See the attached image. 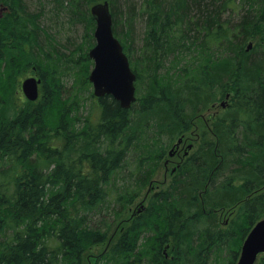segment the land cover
I'll list each match as a JSON object with an SVG mask.
<instances>
[{
    "label": "trees",
    "instance_id": "obj_1",
    "mask_svg": "<svg viewBox=\"0 0 264 264\" xmlns=\"http://www.w3.org/2000/svg\"><path fill=\"white\" fill-rule=\"evenodd\" d=\"M2 1L11 13L0 16V264H85L97 245L106 246L100 264H210L219 250L232 264L243 233L235 240L241 227L223 228L219 211L238 208L246 235L264 217V0H108L138 98L126 109L105 95L86 116L80 91L65 97L61 84L88 70L85 57L57 55L37 19L65 12L94 45L91 7L102 0H38L35 14L25 0ZM136 21L144 33L134 49ZM41 62L44 99L24 102L18 73ZM231 90L233 102L208 121L169 186L109 235L168 147ZM171 238L177 252L168 258Z\"/></svg>",
    "mask_w": 264,
    "mask_h": 264
},
{
    "label": "rangeland",
    "instance_id": "obj_2",
    "mask_svg": "<svg viewBox=\"0 0 264 264\" xmlns=\"http://www.w3.org/2000/svg\"><path fill=\"white\" fill-rule=\"evenodd\" d=\"M10 1V0H9ZM28 5V11L40 13L42 10V5L39 3L38 0H25ZM104 1V0H102ZM99 1V2H102ZM140 3V2H139ZM11 4H7L6 1H2L0 5V16H4V14H9L11 13L10 10ZM44 9V8H43ZM13 16V14L9 15V17ZM5 17V16H4ZM141 16H139V19ZM237 18V14L234 15V19ZM38 27H39V34L41 35V38L46 37L45 39L47 40L50 36L52 44H55V52H57V55H63V54H71L75 53L76 56L81 57L83 55L85 57V60L83 61L89 65L88 70L87 68H79L77 72L81 73L83 76H87L88 81L85 80V77H83L77 72L75 73H70L69 75H64L62 76V81L61 84L63 83V95L67 97L68 95V90L69 91H80L79 96L77 98V101L79 102V109L77 110L79 115L81 116H86L89 113H94L96 111V102L95 100L98 101L97 97L95 96L92 97V94L94 92V88L92 83L89 81V75L91 73V70L94 67V61L92 59L86 58V55L89 56V51L91 48L94 47L96 44V39L94 37V45L91 43L89 44L87 37L85 35L86 31H84V24L77 22L75 24L71 23L70 17L67 13H61L60 15H57L56 18H50L46 16H40L37 19ZM96 27V26H95ZM94 30V29H92ZM93 33L95 32L92 31ZM38 34V32H36ZM144 33V26L143 23L140 21H136V25L134 30L132 31V35L129 36L130 42H128L134 49L140 46L141 38ZM125 37V36H124ZM119 38V37H118ZM122 38V37H121ZM120 39V38H119ZM122 40H125L124 38ZM251 43L253 47L258 46V41L257 39L251 40L248 42V44ZM127 44V43H126ZM128 46V45H127ZM127 50L125 52L129 56L131 60V53L129 52V47H127ZM53 52V51H52ZM54 53V52H53ZM172 59V57H171ZM174 62V60H172ZM185 61H181L179 64V68H181L184 65ZM43 64V66L41 65ZM82 64V65H83ZM40 65V66H39ZM39 65L35 66H29L23 68L18 73V83H17V95H19L22 100L25 102H28V98L24 94L22 90V82L24 79L32 76H37L41 77V71L45 68V63L41 62ZM81 65V64H80ZM165 67L170 66V62L166 61L165 62ZM175 65V62H174ZM47 68L51 69L54 68L50 64H46ZM178 66V63L177 65ZM78 74V75H77ZM42 78V77H41ZM81 80V81H80ZM83 82V83H81ZM44 84L41 85V94L39 97V100L44 99ZM231 95L227 98V95L219 97L217 100V105L215 107H212V109L207 108L205 111L201 112L196 119L194 118V124L191 127L190 131L185 132V136H183V141L182 143L178 146L175 145L177 142V139L171 144L167 152L164 156V158L161 160V165L158 168L157 174L154 176L153 180L145 187L144 191L141 193V195L135 199L134 203L131 205L129 208L128 212L123 216V220H121L117 224H112L111 230L109 235L112 233L120 230L121 228V222L126 219V221H129L130 219L138 216L139 213L144 212L146 209L149 207V201L155 195L162 189H166L169 184L171 183V180L174 176V169L177 166V161L181 160L183 156L185 159L187 156H185L186 151H189L188 156L196 149L195 146L199 143L201 140V136H203V133L206 131V126L208 121L211 120V118L215 115V113H219V111H222L225 109L227 106L231 105L233 102V96H234V90L230 91ZM223 102L225 104H223ZM212 105H210L211 107ZM76 111V112H77ZM203 138V137H202ZM199 139V141H198ZM198 141V142H197ZM190 142H193V148L188 149V145ZM172 148V153L171 154L169 151H171ZM186 154V155H187ZM264 193V190H262ZM238 209V208H237ZM219 222L222 225L223 228H230L233 230V227L237 228L239 225L238 233H236L235 240L239 239V235L243 233L241 241L244 242L245 240V235H246V228L247 226L244 225V223H241L239 217V212L238 210L232 211V209H224L223 211H219ZM103 215H107V212H104ZM114 218L113 215H107L105 218L106 221H110ZM263 218V217H262ZM245 219H242V222H245ZM109 223V222H108ZM125 226V225H124ZM123 226V227H124ZM253 226V225H252ZM124 228H122L123 230ZM245 232V233H244ZM235 235V233H234ZM111 239V236L107 242V247H110L109 241ZM175 245L174 238H171L170 241L165 244L164 250L166 249L168 258L172 257L173 254H175V251L177 252L176 247H172ZM234 245V244H233ZM243 243L241 244L242 248ZM106 247V246H105ZM104 245L101 246H95L93 249H89L88 251V256H86V263L85 264H100V258L98 255L100 254L101 250L105 248ZM241 248L238 252V255L235 258V264H237L238 259L241 254ZM92 251V252H91ZM220 255L216 258H211L210 259V264H226L228 260L227 256L229 255L226 254V251H221L219 250ZM90 256V257H89ZM263 257V254L259 256V259L256 264H259L261 259ZM231 264V262H229ZM84 264V263H83Z\"/></svg>",
    "mask_w": 264,
    "mask_h": 264
},
{
    "label": "water",
    "instance_id": "obj_3",
    "mask_svg": "<svg viewBox=\"0 0 264 264\" xmlns=\"http://www.w3.org/2000/svg\"><path fill=\"white\" fill-rule=\"evenodd\" d=\"M91 13L96 20L94 36L96 44L89 51L94 67L89 75L97 97L112 95L121 106L129 108L136 100L137 74L132 69L129 56L123 44L115 35L114 19L108 0L92 5ZM37 77H28L22 83L27 98L35 101L39 98ZM181 140H179L180 142ZM264 253V218L260 219L245 238L238 264H256L259 255Z\"/></svg>",
    "mask_w": 264,
    "mask_h": 264
},
{
    "label": "bare ground",
    "instance_id": "obj_4",
    "mask_svg": "<svg viewBox=\"0 0 264 264\" xmlns=\"http://www.w3.org/2000/svg\"><path fill=\"white\" fill-rule=\"evenodd\" d=\"M254 49V47L252 46V44L251 43H249L247 46H246V48H245V53L247 54V53H250L252 50ZM260 57H262L263 55H259ZM92 71V70H91ZM138 79V78H137ZM229 95H231V93L230 92H228L227 93V98L229 97ZM112 96V95H111ZM113 97V96H112ZM114 99H115V97H113ZM137 94H136V100L135 101H133L132 102V104H131V106L129 107V108H131L132 107V105L137 101ZM29 100V99H28ZM117 100V99H116ZM30 101V100H29ZM120 103V102H119ZM223 104H225L224 102H223ZM121 105V104H120ZM217 105V103H214L211 107H210V109H212V107H215ZM228 107V106H227ZM124 108V107H123ZM129 108H126V109H129ZM220 112V111H219ZM216 114H218V113H215V115ZM214 115V116H215ZM213 116V117H214ZM243 128V127H242ZM244 129V128H243ZM240 133H242V131H240ZM186 134V133H185ZM185 134H183V135H181L178 139H177V142H176V144L175 145H180L181 143H182V141H183V136H185ZM179 140H181L180 142H179ZM193 145H194V143L193 142H190V144L188 145V149L189 148H193ZM171 154H173L172 153V148H171V151H169ZM186 154H187V151H186V153H185V156H186ZM183 161H185V157L183 156V158H181V160H179V161H177V166H176V168L174 169V171H177V169H179L180 168V166H181V164H182V162ZM235 210H238L239 211V209H237V208H233L232 209V211H235ZM223 211V210H222ZM248 234V233H247ZM113 244V240L112 239H110V241H109V245H112ZM232 264H235V261H233V263ZM237 264H238V262H237Z\"/></svg>",
    "mask_w": 264,
    "mask_h": 264
},
{
    "label": "flooded vegetation",
    "instance_id": "obj_5",
    "mask_svg": "<svg viewBox=\"0 0 264 264\" xmlns=\"http://www.w3.org/2000/svg\"><path fill=\"white\" fill-rule=\"evenodd\" d=\"M187 153L189 154V151L187 150ZM188 154L186 156H188Z\"/></svg>",
    "mask_w": 264,
    "mask_h": 264
}]
</instances>
